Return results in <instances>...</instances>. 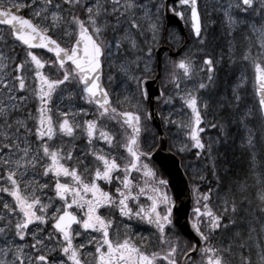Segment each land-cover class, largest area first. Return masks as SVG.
I'll return each instance as SVG.
<instances>
[{
	"label": "snow or ice",
	"instance_id": "obj_1",
	"mask_svg": "<svg viewBox=\"0 0 264 264\" xmlns=\"http://www.w3.org/2000/svg\"><path fill=\"white\" fill-rule=\"evenodd\" d=\"M169 13L203 52L200 0H0V264H264V0H215L206 13L210 25L220 16L227 58L245 69L218 105L234 113L227 121H206L210 103L200 95L214 86L223 53L199 64L185 53L157 74ZM249 67L256 103L242 108ZM150 79H162L165 105L178 98L190 110L179 122L160 114L185 133L175 154L196 149L216 181L202 192L204 171L191 177L195 243L170 234V181L153 163L154 145L143 144ZM228 124L239 127L249 172L221 194L214 144L227 141ZM202 125L220 136L205 142ZM133 221L154 231L135 232ZM220 233L230 235L217 241Z\"/></svg>",
	"mask_w": 264,
	"mask_h": 264
},
{
	"label": "rangeland",
	"instance_id": "obj_2",
	"mask_svg": "<svg viewBox=\"0 0 264 264\" xmlns=\"http://www.w3.org/2000/svg\"><path fill=\"white\" fill-rule=\"evenodd\" d=\"M214 4H215V0H200L201 12L205 19V27L207 28V33H206L207 41H206V44L204 45V51L200 52L198 50V46L196 45V42L193 40L191 42V45H189L188 47L189 49L187 48V50L184 53H181L180 56L177 58V60L181 58V56L184 55L185 53L193 52V59H195L197 63L199 64L201 62L202 56H205V55L213 56L214 55L212 51L213 49L226 45V40L225 38H222V32L221 30H219V27L221 25L219 26L218 23L210 25L208 23V16L206 13H207V10H211ZM212 19L216 21V19L220 20L221 18L218 14L213 13ZM169 32L173 33L174 36H178L180 38V36L176 35L172 30H167V31L164 30L163 38L161 40L165 39L168 43L170 44L172 43L174 45L179 44L180 40L176 42L175 40L169 39ZM215 34L218 35L219 37L218 39L216 38V40L212 41V37ZM57 37L60 38V34H57ZM218 43H220L221 46H218ZM17 52L19 53L21 57L23 56V52L19 47H17ZM37 52L40 55L48 57V55L43 52H39V51ZM221 54L222 53L219 52V54L217 55L218 58L221 56ZM165 56L166 54L163 57L164 59L162 58V61H161V77L164 76L163 72H164L165 64H170L169 59ZM224 57H225L224 58L225 66L223 65L222 67L221 65L216 66L217 69H216L214 86L200 93L202 100H207L210 103V108L205 117L206 121L220 120V119L227 121L230 116L234 115V113L230 112L228 108L220 109L218 105L222 102L224 97L231 99L232 87L237 81V78L240 76L241 71L245 69L243 66L239 64L237 65L230 64L227 58V53L224 54ZM154 60H155V57H154ZM105 72L107 73V69L105 70ZM245 74L248 80H247L246 86L242 88L240 92L241 96L243 97V101L241 104L242 108L253 106L256 103V97L254 93V74L250 67L246 69ZM105 83H107L106 76H105ZM189 86H191V84H189ZM112 87L114 88L116 92H119L122 90L121 85L119 83L113 85ZM181 87L183 88L184 84H182ZM165 92L166 94L174 95L173 86L169 85L168 88L165 89ZM76 103L79 106H82V105L86 106L85 107L86 109L89 108L88 105H85L80 101H77ZM29 107L31 108L32 105H29ZM158 111H159V114L163 112L164 115H168L169 112H171L172 119L178 122L181 120H186L190 113V110L186 108L182 110L181 101L178 98L171 105H165L162 99L158 103ZM162 126L169 136V145L171 146L172 150L175 151V147H173V145L178 147L186 139L184 131L180 130L176 125H169L168 127H165L163 122H162ZM202 127H204L205 130L204 132L201 133V136L205 142H208L210 139L215 140L218 136H220L218 129H215V128H212L206 125H202ZM147 128L149 129V131L143 136V144L145 148L151 146L153 141H155V136L148 125H147ZM213 130L216 131L215 134L211 133V131ZM228 133H229V136L226 142H223L224 138L220 136L222 142L219 144H214V155L217 157L218 170H219V173H221L222 176H224V180H225V183L222 185V187H220L221 194H223L224 189L227 186L232 185L233 182L236 181L237 179L245 178L249 172L248 157L238 147L239 139L241 135L238 125L228 124ZM74 143H75L76 154L82 155L83 152H86L88 150L85 139L79 138ZM100 146L101 145L99 144L97 145V147H100ZM192 150H194L195 152L197 151L196 149H192ZM191 151L184 153L182 156L183 159L185 158V162H184L185 166L190 165V167L186 168L189 172L190 177H192L193 174L199 173L201 171H204V174L206 175L207 169H205V165L209 163L208 160L207 159L204 160L202 156L200 159L195 161L194 154L190 157L189 153ZM197 182H200V181H197ZM249 183H252V181L249 180ZM213 201H215L214 205H219L215 195H213ZM144 225H145L144 226L145 230L152 229L150 228V226L146 224ZM133 231L140 233L137 227H133ZM170 234L173 237H175V234L173 231ZM148 235L150 234L149 233L145 234V236H148ZM229 235L230 233H220L216 237V240L220 241V240L226 239ZM152 239L155 240V237L153 236Z\"/></svg>",
	"mask_w": 264,
	"mask_h": 264
},
{
	"label": "water",
	"instance_id": "obj_3",
	"mask_svg": "<svg viewBox=\"0 0 264 264\" xmlns=\"http://www.w3.org/2000/svg\"><path fill=\"white\" fill-rule=\"evenodd\" d=\"M166 23L177 26L181 25V21L178 18L171 16L170 13L167 14ZM146 87L149 93V111L153 114L151 122L159 131L158 146L153 152V160L170 181L169 187L175 200L173 223L186 237L196 242L198 237H196L195 233L192 231L191 224L188 220V212L191 202L188 183L179 167L178 159L167 150V138L160 131L158 115L155 111V103L158 99L157 79L154 81H148Z\"/></svg>",
	"mask_w": 264,
	"mask_h": 264
},
{
	"label": "bare ground",
	"instance_id": "obj_4",
	"mask_svg": "<svg viewBox=\"0 0 264 264\" xmlns=\"http://www.w3.org/2000/svg\"><path fill=\"white\" fill-rule=\"evenodd\" d=\"M218 35H213V37H212V41H214V40H216V38L218 39ZM218 46H221V44L220 43H218ZM226 46V45H225ZM225 46H221V47H217V48H215V49H213L212 51H213V53H214V57L215 56H217L218 54H219V52H221V53H223V54H226L227 53V48L225 47ZM158 60H160V59H158ZM224 63H225V61L223 60V65H224ZM160 69H161V62H160Z\"/></svg>",
	"mask_w": 264,
	"mask_h": 264
}]
</instances>
